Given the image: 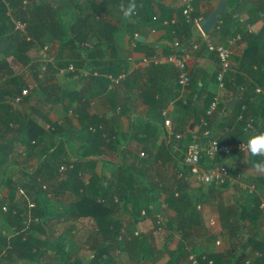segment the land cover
<instances>
[{
    "label": "trees",
    "instance_id": "16d2710c",
    "mask_svg": "<svg viewBox=\"0 0 264 264\" xmlns=\"http://www.w3.org/2000/svg\"><path fill=\"white\" fill-rule=\"evenodd\" d=\"M130 2L131 0H0V167L7 168L3 173L1 184L2 190L6 189L7 194L0 193V223L3 224L0 229V255L3 252L6 253L5 256H1L2 264H19L20 259L46 264L43 258L55 261L51 259L53 256L56 258L57 263L55 264H84L81 259L72 257L51 237L50 222L61 217L64 220L72 217L93 218L97 225V234L104 243L93 259L86 264H100L103 259L112 256L117 249H120L119 234L122 224L113 218L114 210L120 208L130 214L134 222H138L150 216L149 204L152 200H158L163 190L166 194L165 201L168 208L176 213L174 217H169L166 225L168 240L173 236L171 230L181 231L187 227L189 221L198 219L195 212V203L198 200L192 196L191 192H183L179 185L168 189L161 188L160 184H150L148 182L150 177L141 176L139 171H136L135 166L145 165V161L139 159V153L132 156L131 165L134 167L119 164L117 175L108 182L96 176L86 183L83 177L82 165L85 163L83 160L70 159L71 161H67L66 165L73 164V168L61 171L62 163L55 158L59 147L57 142L61 139L64 127L51 117L50 109L56 104L63 103L66 98L70 99V107L76 103L74 112L80 116L78 123L88 131L90 148L84 153V157L88 159L99 157L101 146L107 143L101 121L89 115L82 117V112L86 111L89 103L87 98L78 95L77 91L68 92L67 88L58 81L62 69L73 65L75 70L65 73L64 77L77 75L86 82L96 81L107 86L110 83L108 75L118 77L127 72V64L117 50L118 34L126 32L132 39L138 41L136 32H139V29L147 25L154 26L159 22L164 23L165 19L168 20L166 28L172 38L167 54L176 51L175 41L181 43L182 49H189L191 46L190 38L185 39L179 36L178 21H172L174 12L180 13L178 9L165 4L162 0H134L136 9L132 17L135 20L132 21L123 16L120 8L121 4L127 7ZM237 2L241 3L240 0H230L234 11L222 14L211 34L217 29L225 32V28L229 27L231 21L239 22L237 17L243 14L239 11ZM192 6L193 17H201L194 0ZM184 8L185 6L182 7L181 13ZM70 10H79L80 14L74 22L69 23L65 17ZM263 11L264 0L252 8V14L260 15ZM110 15L117 17L120 24L114 23ZM180 19L189 30L192 26L195 27L193 23L186 20L184 15ZM245 21L252 22L249 16ZM16 22L23 23L25 29H17ZM252 35L259 37L257 34H249L251 36L248 39L249 47L243 56L237 58L240 66L232 70L231 61L230 70L225 78V88L231 93L230 102L237 97L240 86L245 85L248 90H254L257 86L264 85V68L262 69L260 57H252L249 53L255 47L261 50L264 46L258 41H252L254 37ZM93 38L98 41L89 46ZM47 43H50L47 50L48 56H52L53 60L47 62L46 70L42 71L46 60L40 56L39 51L48 45ZM249 62L256 65V70L261 76L251 82L246 81L245 76L240 73L245 70L243 68H246ZM30 77L36 81V85L29 89V94L24 97L23 102L14 104L15 97L21 94L23 89H28ZM215 78L217 82V75ZM201 92H206V96L203 106L198 107L197 100L200 99ZM196 93L197 98L193 96L187 100V103L189 102L192 108L191 120L194 119L195 123H200L203 117L207 120V125L203 126V134L205 130L209 131V134L204 135L205 141L213 139L214 136L215 129L213 130L211 126L214 118L211 117L214 113L217 116V128L223 130V134L219 138L216 137L217 140L222 143L239 141L237 134L230 131L239 132L243 135L242 140H247L249 134L245 131V121L238 119L239 103L232 112L225 107L217 108L211 115H208L207 110L216 96L215 93L208 91L204 84L200 85ZM70 95L71 97H68ZM247 100L248 95L246 94L244 101ZM180 101L183 103V99ZM247 114L249 115L248 109ZM253 117L256 124L255 116ZM41 121L50 125L49 134L56 137L57 141L52 147L54 149L47 152L46 156L32 169L20 168V171L22 170L29 176L30 181L27 184L20 183L18 179L13 178L15 174L12 170L13 163L18 162V157L21 158L24 155L19 151L21 146L28 148L35 146L48 133ZM184 133L185 143L189 145L193 140V133L186 129ZM175 156L170 143L164 140L156 153V160L165 164L173 160ZM204 157L202 165L206 167L227 165V157L219 158L218 164L215 165L205 164ZM262 159L264 158L251 157L255 163ZM86 162L94 163V161ZM185 167L188 170V167ZM134 172L139 173V178L146 180L147 185L143 186L142 182L138 183ZM182 172L186 176V172ZM230 172L232 173L231 168ZM20 186L26 188L29 194H33L31 198L37 203L33 213L34 216L41 218L40 222L32 223L27 231L22 225L21 213L26 207V200L19 193ZM238 193L241 194L242 191ZM58 194L67 195V198ZM256 194H250L253 196L252 208L243 203L244 195H242L237 206L223 214L225 218H233L236 225L228 228L230 237L225 252L206 254L208 260H213L212 264H264V239L253 230L248 234L245 233L243 226L246 221L253 225L263 216L259 208L260 198ZM115 197H118L117 201ZM4 205L8 206L7 211L3 210ZM144 209H147L146 215L142 214ZM173 221H176V226ZM12 225L18 226L17 234L4 235L2 229L10 231L9 228ZM223 225L229 227L225 222ZM188 235H190L189 232L183 233L189 242ZM234 237L236 240H233ZM252 250H257L262 255L251 259L249 254ZM188 256L187 245H181L176 259L171 258L167 264H180ZM199 256L201 259L202 255ZM208 260H201V264H209Z\"/></svg>",
    "mask_w": 264,
    "mask_h": 264
},
{
    "label": "crops",
    "instance_id": "0c3cea01",
    "mask_svg": "<svg viewBox=\"0 0 264 264\" xmlns=\"http://www.w3.org/2000/svg\"><path fill=\"white\" fill-rule=\"evenodd\" d=\"M162 2L179 10L180 13L174 12L172 19L173 22L178 21L179 36L185 39L190 38V43H199V48L193 50L188 62L191 83L187 87H183L179 83V70L176 66L155 62L156 59L170 55L167 54V50H169L172 38L166 28L165 21L168 20L165 19L164 23L159 22L155 23L154 26L140 27L141 29L136 32V36H142V39L138 41L132 39L126 32L118 34L117 50L127 64V72L120 74L118 77L108 75L107 78L110 83L107 86L96 81L86 82L85 79H80L77 75L64 77V74L61 73L58 76V81L67 88L68 92L77 91L78 95L87 98L89 103L86 111L82 112V117L89 115L101 121L107 143L101 146L99 157H93L92 159L84 157V153L90 148V140L87 129H84L78 123V117L80 116L77 112H74L76 103H73V106L70 107V99L66 98L63 103L56 104L51 109L49 108L51 117L64 127L61 139L57 142L59 147L55 158L60 160L61 166L66 165V162L70 159L83 160L85 162L82 165L83 177L86 183L90 181V178L96 176H99L104 182L110 181L117 175L119 164L131 165L133 154L139 153V159L145 161V165L143 167L135 166V169L137 172L139 171L141 176L150 177H147L150 184H160L161 188L168 189L179 185L183 192H191L192 196L198 200L195 203V212L198 219L192 222L189 221L187 227L181 229V231L179 229L171 230L173 236L170 240L167 239L166 227L162 233L156 230V215L158 213L165 215L168 221L169 217H174L176 214L168 208L164 190L158 200H152L149 204V207H151L150 216L142 218L138 222H134L130 214L124 210L115 209L112 216L122 224L119 234L120 249H117L112 256L103 259L100 264H167L171 258L176 259L181 245H187L189 255L191 253L199 256L225 252L230 237L228 228L230 226L234 227L236 223L233 218H225L223 214L230 208L236 207L242 195H244L242 198L243 203L249 208L253 206V196L242 189L240 183L255 184L258 188V193L255 194L259 198L264 194V175H258L250 171L255 162L251 160L247 153L234 151L230 157L226 158L227 165L232 170L234 181L225 186L201 184L189 174L185 167L184 156L188 145H186L183 138L185 136L184 130L193 133V139L201 142L205 141L204 125L202 124L204 117L201 118L200 123H194L192 131L189 130L194 119H190L192 108L187 100H190L193 96L197 98L196 90L199 89L200 85L204 84L208 91L218 95L219 109L227 107V110L232 112L239 103V113L241 103H246L249 116L253 115L256 119L255 131H264V85L257 86V89H261L260 91H257L256 88L248 90L245 85L240 86L237 92V103L233 109H229L228 104L230 103L231 93L226 88H219L215 78L219 69L218 54L208 49L203 41L204 33L199 27L192 26L189 30L187 25L181 22L180 18L183 17L181 9L185 6V1L162 0ZM219 2L220 0H194L198 12L203 18L207 17ZM240 2H237V7L243 15L237 17L239 22H229V27L225 28V32L217 29L212 34L210 33L211 35L209 34L212 43L230 46L232 70L240 66L237 58L243 56L249 47L248 39L251 38L249 34L259 35V37L252 35L254 36L252 41H258L264 46V11L260 15L252 14V8L259 4L261 0H240ZM228 8L231 9V12L234 11V7L230 5V0ZM79 10H70L65 17L66 21L69 23L70 21L74 22L80 14ZM247 16L251 18L252 22L247 23L245 21ZM110 17L114 23L120 24L117 17L111 15ZM130 20L134 21L135 18L132 17ZM232 40H234L233 44H231ZM97 41L98 39L93 38L89 46L94 45ZM138 42H141V44H138ZM249 53L252 57H260L263 69L264 47L261 50L259 47H255ZM243 69L245 70L240 71V73L245 76L246 81L251 82L253 79L261 77L256 70V65L251 62ZM30 79L33 78L30 77ZM34 81H30V83L28 81L29 88L36 85V81ZM246 94L248 100L244 101ZM205 96L206 92H201V97L197 100L198 107L203 106ZM68 97H71V95ZM180 99H183V103ZM58 111L64 114L63 118L59 116ZM211 118H213L211 126L213 130L215 129L213 138L216 139V137L219 138L223 134V130L217 128L218 122L215 113L214 116L212 114ZM166 120L171 121L172 134L166 126ZM41 123L48 133L35 146L30 148L21 146L19 151L24 155L21 158L18 157V162L13 163L12 170L15 173L13 178L18 179L20 183L27 184L30 182L29 176L24 174L22 170L20 171V168L32 169L46 156L47 152L54 149L52 147L57 141L56 137L49 134L50 125L42 121ZM230 132L237 134L239 141L243 139V135L239 132ZM180 134L182 135L181 138L178 137ZM109 140L111 141L109 142ZM164 140L170 143L176 155L173 160L165 164L156 160V153ZM141 153H144V156ZM221 157L223 156H217L216 158L205 156V164H218ZM86 161H94V163L88 164ZM131 166L134 167V165ZM6 169L5 166L0 167V193L3 195L7 194V190H2L1 186L3 173ZM182 171L186 172L185 177H180ZM137 172H134V174L138 183L142 182L143 186L147 185V181L139 178ZM240 190L242 191L241 194L238 193ZM29 195L33 197V194ZM58 195L67 198V195ZM115 200L117 201L118 197H115ZM212 219L216 221L215 225H211ZM224 222L229 227L224 226ZM173 223L176 226V221H173ZM50 224L49 231L54 242L60 244L72 257L81 259L84 264L89 261L86 258L94 256V253H91L93 250L98 251L103 246V239L97 234V225L93 218L72 217L64 220L61 217L51 220ZM253 225L246 221L243 224L245 233L248 234L253 230L264 239V216L260 217ZM2 226L3 224L0 223V229ZM84 232H91L94 240L92 245L87 244V242L81 245L84 253L82 252L80 255L78 249L76 252L75 250L72 251L69 245L74 241L75 244L72 247L76 249L77 242L84 239L82 236ZM135 232L139 233L138 237H135ZM184 232L190 233L187 236L190 238L189 242L183 236ZM163 233H166L165 237L163 236L166 240L161 244H156L153 241L154 235L159 236ZM233 240H236V237ZM86 252H88V256ZM256 252L258 251L252 250L249 258H257ZM51 259H55V261L43 258L46 264L57 263L55 256ZM4 263H8V261H4ZM18 263L37 264L35 261L27 259H20ZM180 264L192 263L188 256Z\"/></svg>",
    "mask_w": 264,
    "mask_h": 264
},
{
    "label": "built area",
    "instance_id": "2783aa9c",
    "mask_svg": "<svg viewBox=\"0 0 264 264\" xmlns=\"http://www.w3.org/2000/svg\"><path fill=\"white\" fill-rule=\"evenodd\" d=\"M185 1V8L183 10V15L185 16L186 20L188 22L193 23L196 27H199L200 21L203 19L202 17H193V0H184ZM166 24H168V21H165ZM16 28L24 30L25 25L21 22H16ZM203 41L206 43L209 50L214 51L218 54L219 57V69L217 72V84L219 88L223 89L225 88V78L230 70L231 67V48L228 45L223 44H215L210 41L209 35H203ZM233 41H231V44H233ZM189 49H182L181 43L179 41H176L174 43V47L176 51H174L172 54L164 56L160 59H156L155 62L160 64H172L177 67L179 70V83L183 87H187L191 83V77L188 72V62L189 59L192 56V52L195 49L199 48V43L191 42ZM48 46H44L42 49H40V55L44 60H46V63L42 66V71H45L47 68V62L51 61L52 59L48 56ZM47 53V54H46ZM150 61H153L151 59H147ZM75 70V67L73 65H70L67 69H62L61 73L65 74L67 72H73ZM85 74V73H84ZM242 89V88H241ZM261 89H257V91H260ZM29 94V90L27 88L23 89L21 94H18L13 103L19 104L23 102V99L25 96ZM219 106V97L216 95L214 97L213 102L211 103L209 109L207 110V114L211 115ZM247 104L241 103L240 105V112L238 114L239 120L245 121V131L247 134H251L253 131H255V120L252 116L247 115ZM202 124L204 126L207 125V120L202 119ZM166 126H168V130L170 133H173L172 125L170 120H166ZM50 127V126H49ZM209 134L208 130L204 131V135ZM179 138L182 137V135H178ZM246 143V140L238 141L234 144L230 143H222L217 139H209L207 141H198L197 139H193L192 142L188 145L186 154L184 156V164L188 167L189 174L199 183L205 184V185H220L225 186L231 181H234L233 176L231 175L230 168L226 164L221 165H215V166H209L206 167L202 165V158L204 156H207L209 158H215L217 156H223V157H229L233 154L234 151H240L241 150L240 145ZM246 153V152H244ZM142 156H144V153H141ZM68 168H73V164L70 165H63L60 167L61 171H65ZM180 177H185L182 174H180ZM242 189L247 190L250 194L258 193V188L255 184H247V183H240ZM19 193L24 197L26 200V207L21 213V216L23 217L22 225L23 229L27 231L28 227L31 226L32 223H38L41 221V218L39 216H34L33 210L36 208L37 203L31 198V196L28 194L27 190L23 187H19ZM259 208L262 212V215L264 216V194L260 197V205ZM151 209V207H150ZM3 210L7 211L8 206L4 205ZM142 214H147V209H144L142 211ZM168 221V218L158 213L156 215V230L159 233H162L165 231L166 223ZM211 225H215L216 221L214 219L211 220ZM9 230L2 229V233L6 236H11L13 234H17L19 231L18 226L12 225ZM30 233V231H29ZM135 237L139 236L138 232H135ZM122 236V235H121ZM219 243V241H218ZM5 252L1 253L0 255V264L1 263V256H5ZM261 252H256V256H261ZM189 259L192 264H201V260H208L206 255H202L201 259L200 256L197 254L191 253L189 255ZM209 264L213 263V260H208ZM49 264H55L54 262H51Z\"/></svg>",
    "mask_w": 264,
    "mask_h": 264
},
{
    "label": "clouds",
    "instance_id": "9594fccd",
    "mask_svg": "<svg viewBox=\"0 0 264 264\" xmlns=\"http://www.w3.org/2000/svg\"><path fill=\"white\" fill-rule=\"evenodd\" d=\"M120 8L123 16L130 19L135 12L136 5L134 0H131L127 7L121 4ZM240 148L250 157L264 158V131H253L248 135L246 143L240 145ZM250 171L258 175H264V159L257 161Z\"/></svg>",
    "mask_w": 264,
    "mask_h": 264
},
{
    "label": "water",
    "instance_id": "95a60500",
    "mask_svg": "<svg viewBox=\"0 0 264 264\" xmlns=\"http://www.w3.org/2000/svg\"><path fill=\"white\" fill-rule=\"evenodd\" d=\"M229 0H220L217 6L213 11L205 18H203L199 27L205 35H209L211 31L217 26L220 21V16L224 13L231 12V9L228 8ZM138 40L142 39V36L137 37ZM238 98L235 97L233 101L228 104L229 109H233L237 103ZM194 121L191 122L189 130L192 131L194 126Z\"/></svg>",
    "mask_w": 264,
    "mask_h": 264
},
{
    "label": "rangeland",
    "instance_id": "374dc122",
    "mask_svg": "<svg viewBox=\"0 0 264 264\" xmlns=\"http://www.w3.org/2000/svg\"><path fill=\"white\" fill-rule=\"evenodd\" d=\"M200 28V27H199ZM48 45L47 46H49L50 45V43H47ZM39 54H40V51H39ZM47 54V53H46ZM41 56V55H40ZM50 58L53 60V57L52 56H50ZM29 83H30V81H34L33 79H30L29 78ZM35 82V81H34ZM34 82H32L33 84H35ZM35 86V85H34ZM33 86V87H34ZM30 88L28 87V90H29ZM59 112V111H58ZM59 116L61 117V118H63V116H64V114L63 113H61V112H59ZM232 174V173H231ZM232 176H233V174H232ZM60 227V226H59ZM164 232V231H163ZM165 234L166 233H163L162 235H154V242L156 243V244H161L163 241H165L166 239L164 238L165 237ZM82 236L84 237V239H81V241L80 242H77V248L75 249V248H73L72 246H74V244H75V242L74 241H72L71 243H70V248L72 249V251L73 250H75V252H76V250L78 249L79 251L78 252H80V255H81V253L83 252V250H82V248H81V245L83 244V243H86L87 242V244H89V245H92L93 244V240H94V238H92L93 236H92V234H91V232H84L83 234H82ZM164 236V237H163ZM79 240H80V238H78ZM146 240V239H145ZM144 240V241H145ZM152 241V240H151ZM96 252H97V250H93L91 253H94V256H95V254H96ZM84 253V252H83ZM86 255L88 256V252H86ZM91 259H93V256L91 257H89V258H86V260H91ZM88 261V262H89ZM87 262V263H88Z\"/></svg>",
    "mask_w": 264,
    "mask_h": 264
}]
</instances>
